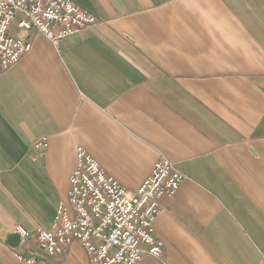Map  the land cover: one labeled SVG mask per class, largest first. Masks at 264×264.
<instances>
[{
    "label": "crops",
    "instance_id": "1",
    "mask_svg": "<svg viewBox=\"0 0 264 264\" xmlns=\"http://www.w3.org/2000/svg\"><path fill=\"white\" fill-rule=\"evenodd\" d=\"M69 1L99 23L29 35L0 73V234L51 227L81 147L131 192L161 158L182 174L159 200L162 256L140 264H261L264 0ZM17 255L90 264L78 242L49 257L0 239V264Z\"/></svg>",
    "mask_w": 264,
    "mask_h": 264
},
{
    "label": "built area",
    "instance_id": "2",
    "mask_svg": "<svg viewBox=\"0 0 264 264\" xmlns=\"http://www.w3.org/2000/svg\"><path fill=\"white\" fill-rule=\"evenodd\" d=\"M97 23L69 0H0V73L31 50L29 35L57 46ZM34 147L45 144L36 142ZM75 156L67 200L58 206L51 227L31 232L17 226L21 241L31 240L49 257L78 242L90 264H140L146 255L159 259L163 248L154 231L159 200L174 195L183 181L174 164L159 159L131 192L107 176L83 148L77 147ZM16 257L25 264H40L26 255Z\"/></svg>",
    "mask_w": 264,
    "mask_h": 264
},
{
    "label": "water",
    "instance_id": "3",
    "mask_svg": "<svg viewBox=\"0 0 264 264\" xmlns=\"http://www.w3.org/2000/svg\"><path fill=\"white\" fill-rule=\"evenodd\" d=\"M0 239L3 240L13 250L17 249L20 242L19 235L16 231L6 232L5 234L2 233L0 234Z\"/></svg>",
    "mask_w": 264,
    "mask_h": 264
},
{
    "label": "rangeland",
    "instance_id": "4",
    "mask_svg": "<svg viewBox=\"0 0 264 264\" xmlns=\"http://www.w3.org/2000/svg\"><path fill=\"white\" fill-rule=\"evenodd\" d=\"M71 175V174H70ZM263 259V258H262ZM262 264V263H261Z\"/></svg>",
    "mask_w": 264,
    "mask_h": 264
}]
</instances>
